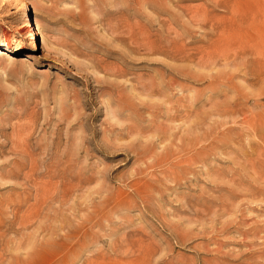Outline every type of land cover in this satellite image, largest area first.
<instances>
[{"label": "rangeland", "instance_id": "1", "mask_svg": "<svg viewBox=\"0 0 264 264\" xmlns=\"http://www.w3.org/2000/svg\"><path fill=\"white\" fill-rule=\"evenodd\" d=\"M0 264H264V0H0Z\"/></svg>", "mask_w": 264, "mask_h": 264}, {"label": "bare ground", "instance_id": "2", "mask_svg": "<svg viewBox=\"0 0 264 264\" xmlns=\"http://www.w3.org/2000/svg\"><path fill=\"white\" fill-rule=\"evenodd\" d=\"M236 9H237V8H236ZM28 25H29V24L27 23V24H26V27H27ZM260 39H261V38H260Z\"/></svg>", "mask_w": 264, "mask_h": 264}]
</instances>
